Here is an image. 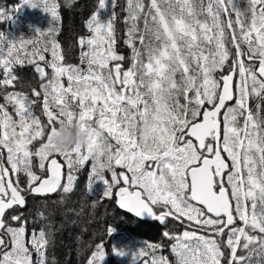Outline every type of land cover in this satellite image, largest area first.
<instances>
[{"label": "snow or ice", "instance_id": "1", "mask_svg": "<svg viewBox=\"0 0 264 264\" xmlns=\"http://www.w3.org/2000/svg\"><path fill=\"white\" fill-rule=\"evenodd\" d=\"M21 4L54 23L0 32V264H48L50 230L20 210L30 194L73 191L89 161L90 194L100 185V201L183 229L163 232L175 264H264V0H126L130 56L116 49L118 0H96L79 64L56 38L58 0ZM19 7L0 6V20ZM26 64L30 93L17 90ZM65 124L85 142L50 151ZM161 248L112 253L170 264ZM106 255L97 243L86 264Z\"/></svg>", "mask_w": 264, "mask_h": 264}, {"label": "trees", "instance_id": "2", "mask_svg": "<svg viewBox=\"0 0 264 264\" xmlns=\"http://www.w3.org/2000/svg\"><path fill=\"white\" fill-rule=\"evenodd\" d=\"M58 2L60 4V19L56 22V38L61 45L66 61L71 64H79L81 51L79 39L88 35L86 21L96 6V0H58ZM118 4L117 15L119 20L116 26V49L119 54L130 56V49L124 44L126 26L123 23L124 13L122 9L126 5V0H118ZM13 5H20L19 10L15 11L9 18L0 20V32L9 37L23 35L27 38L32 35L34 29L46 30L54 23L48 13L39 8L21 4V0H0V6L5 8H11ZM16 75L19 77L17 90L30 93L31 88H38L39 76L31 65L26 64L22 68L18 66ZM21 84L24 85L23 88L20 87ZM87 165L76 173L77 178L81 179L82 175L85 176V172L86 179L81 180L73 191L63 193L60 190L57 194L46 198L28 197L26 198V206L20 210L28 217L29 223L34 225L35 230L39 231L41 227L50 230L51 244L47 253L55 254L58 262L54 264H73V259L70 256L71 250L75 249V252L79 254L85 243L83 229L88 230L86 212H101L104 209L107 211L106 233L108 227L113 228V232L107 234L109 239L107 260L111 259L115 264H129L127 256L120 257L113 254L112 248H138L144 242L149 241L161 244L162 248L158 251V255L166 256L170 264H175V256L171 251L174 241L164 237L163 232L180 233L183 229L171 221L163 226L156 225L151 229L147 228V224H140L138 229L133 226L132 222L126 226L123 223L120 224V220H129L130 218L127 215L114 216L112 212H119V210L115 208L112 200H99L101 186H95V195L89 193L88 182L91 164L89 169H87ZM78 194L80 196H77ZM67 195L76 197L71 200L65 197L60 199V196ZM94 202L95 206H93ZM91 220H95V223L98 224L99 216H92ZM72 244L77 246L72 248ZM51 258L52 256H48V259Z\"/></svg>", "mask_w": 264, "mask_h": 264}, {"label": "flooded vegetation", "instance_id": "3", "mask_svg": "<svg viewBox=\"0 0 264 264\" xmlns=\"http://www.w3.org/2000/svg\"><path fill=\"white\" fill-rule=\"evenodd\" d=\"M87 169H88V165H87ZM28 197H33L31 195H29ZM27 197V198H28ZM46 197H51V196H46ZM46 197H33V198H46ZM114 202V201H113ZM114 205L116 206L115 202ZM116 208V207H115ZM116 216H126V213H124L123 211H115ZM87 215V224H88V230L86 231L85 229H83L84 232V239H85V243L83 245V250L81 251V253L77 254L75 252V249L71 250L70 256L72 257L71 259H73V264H86L87 259L90 257L91 252L94 250L95 248V244L103 242L105 245V249L107 251L108 248V237H107V233H106V216H105V211H101V212H91V211H87L86 212ZM98 215L99 216V221L98 224L95 223V220H91L92 216ZM128 216V215H127ZM129 220L123 219L120 220V224L123 223V225H128L130 222H132L133 226H135L137 229L140 226V224H147V228H154L157 225V220L153 221V222H146V221H141L135 217L129 216ZM76 244H72L71 247H76ZM48 252V250H47ZM47 256H52L51 259H48V264H54L56 262H58V260H56L55 258V254L54 253H47ZM106 261L104 259L103 264H105Z\"/></svg>", "mask_w": 264, "mask_h": 264}, {"label": "clouds", "instance_id": "4", "mask_svg": "<svg viewBox=\"0 0 264 264\" xmlns=\"http://www.w3.org/2000/svg\"><path fill=\"white\" fill-rule=\"evenodd\" d=\"M85 142L84 133L77 129L74 125H62L58 128L56 134L52 137L49 147L50 151H58L74 148L78 144Z\"/></svg>", "mask_w": 264, "mask_h": 264}, {"label": "water", "instance_id": "5", "mask_svg": "<svg viewBox=\"0 0 264 264\" xmlns=\"http://www.w3.org/2000/svg\"><path fill=\"white\" fill-rule=\"evenodd\" d=\"M60 190H58L56 193H50V194H30L31 196L33 197H46V196H53L55 194H57ZM117 209H119L120 211H123L124 213H126V215L128 216H132V217H135L141 221H146V222H153V221H156L154 219H151V218H148V217H137V216H134V214H131V213H128L126 210H123V209H120L117 205H116ZM157 223L162 226L163 224H161L159 221H157Z\"/></svg>", "mask_w": 264, "mask_h": 264}, {"label": "rangeland", "instance_id": "6", "mask_svg": "<svg viewBox=\"0 0 264 264\" xmlns=\"http://www.w3.org/2000/svg\"><path fill=\"white\" fill-rule=\"evenodd\" d=\"M88 164V169H89V167H90V161L89 162H87L85 165H87ZM84 175L85 176H83L82 175V178L81 179H79V178H77V181L75 182V184H74V187H73V189L76 187V185L81 181V180H85L86 179V174H85V172H84ZM77 196H80V194H78ZM66 198V199H73L74 197H76V196H71V195H67V196H60V199L61 198ZM105 201V200H104ZM103 211H105V216H107V211L104 209ZM113 213V215L114 216H116V214H115V212H112ZM87 231V230H86ZM105 261H106V263L105 264H115L114 263V261L113 260H111V259H109V260H107V258L105 257Z\"/></svg>", "mask_w": 264, "mask_h": 264}]
</instances>
